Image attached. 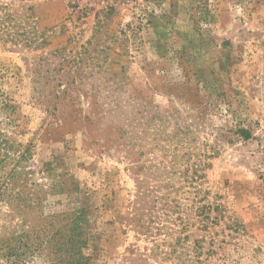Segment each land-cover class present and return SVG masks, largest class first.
I'll return each mask as SVG.
<instances>
[{
    "label": "rangeland",
    "instance_id": "obj_1",
    "mask_svg": "<svg viewBox=\"0 0 264 264\" xmlns=\"http://www.w3.org/2000/svg\"><path fill=\"white\" fill-rule=\"evenodd\" d=\"M0 133L1 234L84 208L89 264H264V0H0Z\"/></svg>",
    "mask_w": 264,
    "mask_h": 264
},
{
    "label": "trees",
    "instance_id": "obj_2",
    "mask_svg": "<svg viewBox=\"0 0 264 264\" xmlns=\"http://www.w3.org/2000/svg\"><path fill=\"white\" fill-rule=\"evenodd\" d=\"M239 130L244 138L249 137L246 130ZM1 136L0 133V147L6 144ZM5 186L6 181H0V195L3 198ZM10 198L14 197L7 195V199ZM16 200H21L22 206L29 209L35 208L34 204H41L40 201L32 202L22 189L15 191ZM88 217L84 208L63 212L60 216L57 213L43 214L37 226L28 225L26 229L20 227V230L15 228V232L7 235L0 233V264H89L98 238L90 229Z\"/></svg>",
    "mask_w": 264,
    "mask_h": 264
}]
</instances>
